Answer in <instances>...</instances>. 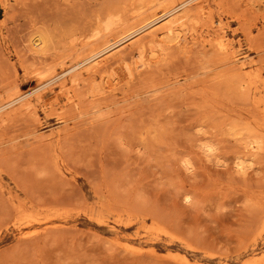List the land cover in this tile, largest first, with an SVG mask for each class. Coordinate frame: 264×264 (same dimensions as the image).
<instances>
[{
    "label": "rangeland",
    "instance_id": "rangeland-1",
    "mask_svg": "<svg viewBox=\"0 0 264 264\" xmlns=\"http://www.w3.org/2000/svg\"><path fill=\"white\" fill-rule=\"evenodd\" d=\"M0 109V264H264V0H0Z\"/></svg>",
    "mask_w": 264,
    "mask_h": 264
},
{
    "label": "bare ground",
    "instance_id": "bare-ground-1",
    "mask_svg": "<svg viewBox=\"0 0 264 264\" xmlns=\"http://www.w3.org/2000/svg\"><path fill=\"white\" fill-rule=\"evenodd\" d=\"M191 1H184V2H182L179 6H176L175 8H173V9H171V10H169V11H167L164 15H162V16H160V17H158V18H155L154 20H152V21H150V22H148L147 24H145L144 26H142V27H140L139 29H137L136 31H134L132 34H130L128 37H126L127 39H132V38H134L135 36H137L138 34H140L141 32H144V31H146V30H151L150 32H155V29H154V27L157 25V23L158 22H160V21H162V20H164V19H167L168 17H170L174 12H176V10H178L179 8H183L184 6H186L187 4H189ZM215 21V20H214ZM212 22L213 23V25H215L216 23L215 22ZM172 23H170V24H168L167 26H165V27H163L164 29H165V31L168 33V35L169 34H172L173 32V29H172ZM216 25H218V24H216ZM149 32V33H150ZM157 33V32H156ZM154 34V33H153ZM152 34V35H153ZM173 35V34H172ZM171 37V36H170ZM172 37H174V36H172ZM126 38H123V39H121V40H119V41H117L116 43H114L113 45H110V46H108L107 48H105V49H103L102 51H100L99 53H97L96 55H94V56H92L91 58H96V57H98V56H100L101 54H104V53H106V52H108V50H112V49H115V48H118L120 45H121V43L123 42V41H125V40H127ZM222 40V39H221ZM223 41V40H222ZM228 45V44H227ZM227 45H226V47H227ZM37 46L38 47H40V43H38L37 44ZM227 51V50H226ZM79 65H80V63H78V65H75V66H72V67H70V68H68L66 71H63L61 74H60V78H64V77H66L67 76V74L68 73H72V72H74V71H76L77 69H78V67H79ZM66 91V90H65ZM69 91V90H68ZM65 93H67V91L65 92ZM68 95H69V98H71L72 97V95L71 94H69L68 93ZM21 100V99H23L21 96L18 98V100ZM13 103H15L14 101H12L11 103H9V104H13ZM0 110H2V109H0Z\"/></svg>",
    "mask_w": 264,
    "mask_h": 264
}]
</instances>
